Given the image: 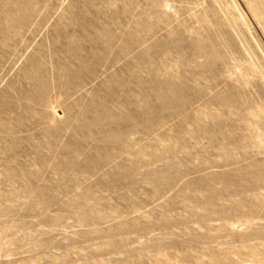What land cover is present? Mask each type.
Segmentation results:
<instances>
[{
  "label": "rangeland",
  "instance_id": "374dc122",
  "mask_svg": "<svg viewBox=\"0 0 264 264\" xmlns=\"http://www.w3.org/2000/svg\"><path fill=\"white\" fill-rule=\"evenodd\" d=\"M0 264H264V0H0Z\"/></svg>",
  "mask_w": 264,
  "mask_h": 264
}]
</instances>
